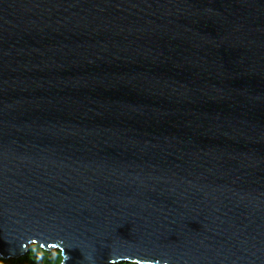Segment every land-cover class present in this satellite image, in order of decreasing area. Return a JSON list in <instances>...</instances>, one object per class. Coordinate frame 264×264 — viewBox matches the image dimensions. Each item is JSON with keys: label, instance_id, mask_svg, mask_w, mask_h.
Instances as JSON below:
<instances>
[{"label": "water", "instance_id": "obj_1", "mask_svg": "<svg viewBox=\"0 0 264 264\" xmlns=\"http://www.w3.org/2000/svg\"><path fill=\"white\" fill-rule=\"evenodd\" d=\"M264 264V0H0V257Z\"/></svg>", "mask_w": 264, "mask_h": 264}, {"label": "trees", "instance_id": "obj_2", "mask_svg": "<svg viewBox=\"0 0 264 264\" xmlns=\"http://www.w3.org/2000/svg\"><path fill=\"white\" fill-rule=\"evenodd\" d=\"M61 252L58 249L46 250L33 243L29 250L16 258L0 257V264H61ZM112 264H138L133 262H116Z\"/></svg>", "mask_w": 264, "mask_h": 264}]
</instances>
